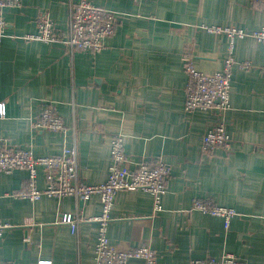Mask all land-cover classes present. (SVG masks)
I'll use <instances>...</instances> for the list:
<instances>
[{
	"label": "crops",
	"instance_id": "crops-1",
	"mask_svg": "<svg viewBox=\"0 0 264 264\" xmlns=\"http://www.w3.org/2000/svg\"><path fill=\"white\" fill-rule=\"evenodd\" d=\"M6 8V37L0 44V140L34 156L60 154L73 139L78 172L85 184L106 181L113 136L120 135L125 157L161 159L169 168L161 211L153 212L143 191H119L107 226L110 244L124 249L148 244L157 264H190L229 253L246 264H264V46L236 40L232 51L230 109L185 114L184 53L198 72L221 70L228 55L225 35L199 26L236 27L248 32L264 25V13L247 0H90L117 14L118 25L93 54L68 53L61 44L26 40L46 12L64 33L71 5L78 0H19ZM54 105L69 133L30 128L47 105ZM224 123L229 150L201 152V137ZM27 172L0 174V220L11 225L0 241V258L13 264H94L98 196L84 202L43 196L14 198L26 188ZM38 188H44L39 171ZM196 198L232 208L227 230L221 218L191 209ZM81 220L75 231L61 222ZM127 264H143L131 259Z\"/></svg>",
	"mask_w": 264,
	"mask_h": 264
},
{
	"label": "built area",
	"instance_id": "built-area-1",
	"mask_svg": "<svg viewBox=\"0 0 264 264\" xmlns=\"http://www.w3.org/2000/svg\"><path fill=\"white\" fill-rule=\"evenodd\" d=\"M143 1V0H137ZM153 1V0H144ZM258 6L264 13V0H247ZM19 0H0V44L6 37V22L3 11L6 8H20ZM118 25L117 14L105 8L96 7L90 0H78L69 8L67 26L64 33L55 30L54 22L46 12L38 15L36 34L26 36V40L40 41L46 44H61L72 54L76 50L88 51L93 54L101 52L105 40L112 36ZM208 33L225 35L228 39V55L223 59L221 70L205 74L198 72L192 56L184 53L183 70L186 75L184 88L185 114L197 110L218 111L224 114L230 109V86L232 68L238 66L250 68L248 62L238 63L232 56L234 43L243 38H253L264 46V25L256 31L248 32L236 27L199 26ZM5 115L4 106L0 104V118ZM30 128L36 131H51L66 136L63 119L57 113L54 105H47L29 122ZM231 140L226 133L224 123H218L208 129L201 137V152L207 154L215 148L230 149ZM110 165L107 179L99 185L85 184L78 172L77 146L75 140L70 145L63 144L60 154L54 156H34L29 149L10 147L0 140V174H11L16 170L27 172L26 188L11 194L14 198L26 199L31 202L43 196L63 198L72 197L76 202H84L92 196H98L100 214L89 221L97 224V233L93 249L94 264H127L129 260H141L143 264H157V256L148 244L128 246L124 249L109 243L107 226L111 221V210L114 198L119 191H143L148 193L153 202V212L161 211V200L166 192V180L170 174L169 168L161 159L148 160L140 158L129 161L123 153V142L120 135L113 136L109 148ZM42 173L44 188H38L37 175ZM191 209L223 220L225 230L237 213L232 208L218 206L205 198H196ZM61 222L75 231L80 219L67 215ZM11 225L0 220V241L4 230ZM0 264H13L4 262ZM37 264H50L38 261ZM190 264H246L239 257L225 253L220 258L208 257L202 260H191Z\"/></svg>",
	"mask_w": 264,
	"mask_h": 264
},
{
	"label": "water",
	"instance_id": "water-1",
	"mask_svg": "<svg viewBox=\"0 0 264 264\" xmlns=\"http://www.w3.org/2000/svg\"><path fill=\"white\" fill-rule=\"evenodd\" d=\"M82 201H80L79 203H81Z\"/></svg>",
	"mask_w": 264,
	"mask_h": 264
}]
</instances>
